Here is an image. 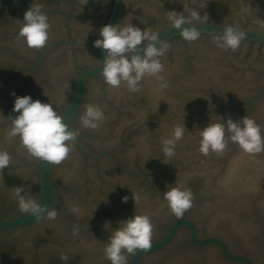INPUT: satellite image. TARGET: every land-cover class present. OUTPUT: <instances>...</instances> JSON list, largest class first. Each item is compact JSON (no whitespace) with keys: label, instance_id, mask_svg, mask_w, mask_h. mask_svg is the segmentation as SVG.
<instances>
[{"label":"clouds","instance_id":"9594fccd","mask_svg":"<svg viewBox=\"0 0 264 264\" xmlns=\"http://www.w3.org/2000/svg\"><path fill=\"white\" fill-rule=\"evenodd\" d=\"M87 0H84L86 3ZM41 5L31 6L26 10L23 23L18 33L29 48L40 49L46 45L49 38L47 14L41 10ZM191 16L200 20L199 13L193 11ZM169 20L175 29L180 30V35L186 41H195L200 36L196 27H182L190 22L183 14L175 11L169 13ZM245 33L233 27L224 28L217 39L218 46L225 49L236 50ZM93 47L105 51V58L100 63L99 74L110 86L118 88L125 84L130 92L139 91V82L145 77H155L162 81L159 74L163 71L159 57L167 49V45H161L158 37L148 30L128 23L104 25L99 29V38L93 42ZM166 87L161 83L160 88ZM10 116V137H18L20 143L35 158L42 162L59 164L63 161L79 135L78 131L70 130L62 116L58 115L51 103L33 100L30 95L16 96ZM104 119L103 111L96 105H88L81 125L84 128L96 129ZM185 125L176 126L172 135L162 141L163 152L166 156H172L176 143L185 133ZM230 134V139L239 145L247 154H256L264 151V134L255 120L242 117L239 120L229 118L224 123H211L199 131V151L205 155L211 152H222L226 147L225 134ZM10 154L0 151V170L10 164ZM23 189L17 187L16 196L22 212L29 213L33 218L47 214L48 218H55V212L49 211L47 205H38L31 199L22 195ZM135 203L139 197L133 195ZM163 198L167 202L168 209L177 217L183 215L189 209L193 200V193L186 187L177 185L169 187L163 192ZM127 197L122 201L126 202ZM111 226L106 223L105 228ZM152 245V223L147 215L134 214L125 220L118 222V227L113 228L104 247L105 259L110 264H126L124 253L135 255L138 251L148 250Z\"/></svg>","mask_w":264,"mask_h":264}]
</instances>
